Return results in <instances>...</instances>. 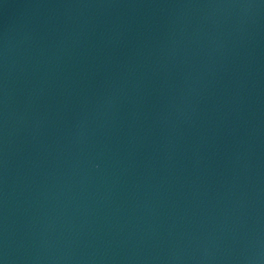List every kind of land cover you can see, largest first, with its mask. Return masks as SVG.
Wrapping results in <instances>:
<instances>
[{
  "label": "water",
  "instance_id": "obj_1",
  "mask_svg": "<svg viewBox=\"0 0 264 264\" xmlns=\"http://www.w3.org/2000/svg\"><path fill=\"white\" fill-rule=\"evenodd\" d=\"M0 264H264V0H0Z\"/></svg>",
  "mask_w": 264,
  "mask_h": 264
}]
</instances>
